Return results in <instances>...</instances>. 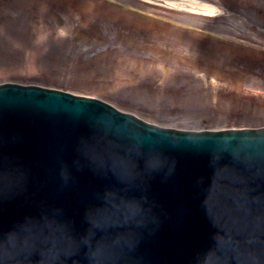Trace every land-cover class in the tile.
I'll list each match as a JSON object with an SVG mask.
<instances>
[{"label": "water", "instance_id": "95a60500", "mask_svg": "<svg viewBox=\"0 0 264 264\" xmlns=\"http://www.w3.org/2000/svg\"><path fill=\"white\" fill-rule=\"evenodd\" d=\"M220 185L228 186L227 196L236 187L239 195L248 192L242 195L247 214L241 198L233 218L239 228L257 230L254 202L255 194L264 190V128L199 132L161 128L94 97L38 85L0 84V229L17 226L30 233L38 221L41 231L63 236L61 241L48 238L46 245L43 234H34L35 257L22 263L17 245L24 235L17 228L0 230V249L10 248L16 255H0V264H83L86 255L99 254L83 243L98 242L87 236L98 230L99 223L108 247H116L120 242L104 217L108 186L111 196L124 201L112 208L118 212L115 218L134 216L148 199L157 198L159 212L164 213V221L158 223L164 228L169 219L180 226L202 220L200 201L212 205L223 191L216 188ZM171 186L173 191L167 193ZM259 206L261 210L263 205ZM176 216L180 218L175 220ZM260 224L264 227V220ZM78 235L84 240L76 242ZM201 247L199 240L193 241L171 263L168 255L158 254L166 255L162 264H203L196 253ZM207 247L205 254H217L216 262L225 255ZM119 248L108 249L105 259L112 261L111 252ZM175 249L181 254L180 245ZM226 255L231 264H264V243L262 249L250 245L247 252L236 248ZM135 256L141 260L138 253ZM68 258L72 261L64 262Z\"/></svg>", "mask_w": 264, "mask_h": 264}, {"label": "rangeland", "instance_id": "374dc122", "mask_svg": "<svg viewBox=\"0 0 264 264\" xmlns=\"http://www.w3.org/2000/svg\"><path fill=\"white\" fill-rule=\"evenodd\" d=\"M105 1L142 14L101 0H0V82L97 96L166 126L264 124V0H208L222 11L211 17Z\"/></svg>", "mask_w": 264, "mask_h": 264}, {"label": "bare ground", "instance_id": "6f19581e", "mask_svg": "<svg viewBox=\"0 0 264 264\" xmlns=\"http://www.w3.org/2000/svg\"><path fill=\"white\" fill-rule=\"evenodd\" d=\"M177 1L179 3H183L184 5H188L191 8H194V10L199 9L207 13H214L215 11H217V9H219L216 6H214V4L208 2H201L199 0H177Z\"/></svg>", "mask_w": 264, "mask_h": 264}]
</instances>
